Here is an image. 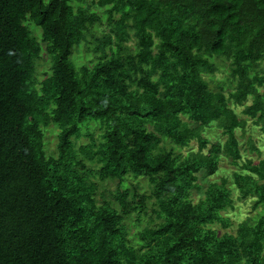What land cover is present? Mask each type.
Returning a JSON list of instances; mask_svg holds the SVG:
<instances>
[{
    "label": "trees",
    "instance_id": "trees-1",
    "mask_svg": "<svg viewBox=\"0 0 264 264\" xmlns=\"http://www.w3.org/2000/svg\"><path fill=\"white\" fill-rule=\"evenodd\" d=\"M255 128L264 0H0V264H264Z\"/></svg>",
    "mask_w": 264,
    "mask_h": 264
},
{
    "label": "rangeland",
    "instance_id": "rangeland-1",
    "mask_svg": "<svg viewBox=\"0 0 264 264\" xmlns=\"http://www.w3.org/2000/svg\"><path fill=\"white\" fill-rule=\"evenodd\" d=\"M241 108H239L240 110ZM249 126L250 123H249ZM238 133V136H240V131L237 132ZM250 133L253 134L254 138L255 139H260L261 136H264V132L260 131L258 128H255L254 130H250ZM216 134H218L217 132L213 135L215 136ZM243 143L242 144V149L245 154H251V155H254V156H257L256 153L254 152H250L248 150V146L246 145V138L245 137H242L240 136ZM240 139V140H241ZM260 142L263 144V151H264V137L262 139H260ZM194 147H197L196 145V142L193 144ZM188 149H185L184 151H187ZM256 158V157H255ZM221 166V169L220 171L216 174V175H213V176H206L205 174H202L201 177H200V182L202 183L203 185V189L206 188L207 184L211 181V180H220V178L224 175H227L228 176V179H229V183L233 184L232 183V171L234 169V165L229 161V160H223L220 164ZM199 192H195L194 195L195 196H198ZM234 195H236V192L234 191ZM251 210V206L248 204V203H240V206L239 208L237 209V211L235 212L234 214V220L238 221L239 219H241L245 213H248L249 211Z\"/></svg>",
    "mask_w": 264,
    "mask_h": 264
}]
</instances>
